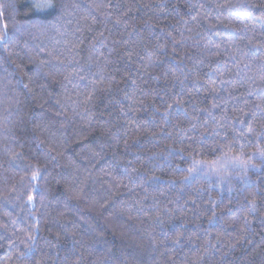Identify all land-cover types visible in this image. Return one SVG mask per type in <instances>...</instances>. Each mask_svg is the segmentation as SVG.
I'll list each match as a JSON object with an SVG mask.
<instances>
[{
  "label": "trees",
  "instance_id": "trees-1",
  "mask_svg": "<svg viewBox=\"0 0 264 264\" xmlns=\"http://www.w3.org/2000/svg\"><path fill=\"white\" fill-rule=\"evenodd\" d=\"M0 37V264H264V0H0Z\"/></svg>",
  "mask_w": 264,
  "mask_h": 264
},
{
  "label": "snow or ice",
  "instance_id": "snow-or-ice-1",
  "mask_svg": "<svg viewBox=\"0 0 264 264\" xmlns=\"http://www.w3.org/2000/svg\"><path fill=\"white\" fill-rule=\"evenodd\" d=\"M2 40H3V37H0V41H2ZM262 155H264V153H262ZM194 164H195V162H194ZM193 170H195V167L193 168ZM36 178H37L36 176H33V179H36ZM30 199H31V197H30ZM252 210L253 211L255 210V204H253Z\"/></svg>",
  "mask_w": 264,
  "mask_h": 264
}]
</instances>
